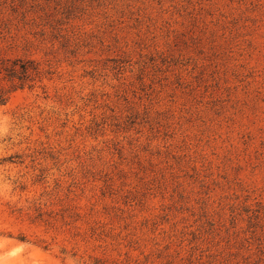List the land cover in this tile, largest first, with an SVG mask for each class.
<instances>
[{"label":"rangeland","instance_id":"374dc122","mask_svg":"<svg viewBox=\"0 0 264 264\" xmlns=\"http://www.w3.org/2000/svg\"><path fill=\"white\" fill-rule=\"evenodd\" d=\"M1 58L0 264H264V0H0Z\"/></svg>","mask_w":264,"mask_h":264},{"label":"trees","instance_id":"16d2710c","mask_svg":"<svg viewBox=\"0 0 264 264\" xmlns=\"http://www.w3.org/2000/svg\"><path fill=\"white\" fill-rule=\"evenodd\" d=\"M39 68L32 61L16 59H0V106H3L9 96V91L2 86V81L11 82L9 88H23L27 82H32L39 76Z\"/></svg>","mask_w":264,"mask_h":264}]
</instances>
